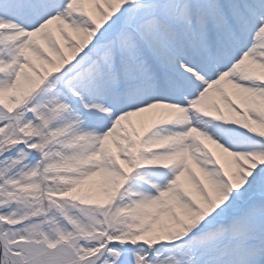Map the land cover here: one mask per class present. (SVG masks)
I'll return each instance as SVG.
<instances>
[{
    "label": "snow or ice",
    "instance_id": "obj_1",
    "mask_svg": "<svg viewBox=\"0 0 264 264\" xmlns=\"http://www.w3.org/2000/svg\"><path fill=\"white\" fill-rule=\"evenodd\" d=\"M0 264H264V0H0Z\"/></svg>",
    "mask_w": 264,
    "mask_h": 264
}]
</instances>
